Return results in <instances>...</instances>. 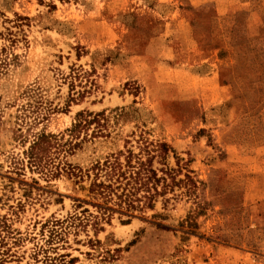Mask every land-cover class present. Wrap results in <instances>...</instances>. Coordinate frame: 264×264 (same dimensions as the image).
<instances>
[{
    "label": "rangeland",
    "instance_id": "1",
    "mask_svg": "<svg viewBox=\"0 0 264 264\" xmlns=\"http://www.w3.org/2000/svg\"><path fill=\"white\" fill-rule=\"evenodd\" d=\"M129 150L174 186L131 214ZM0 264H264V0H0Z\"/></svg>",
    "mask_w": 264,
    "mask_h": 264
},
{
    "label": "trees",
    "instance_id": "2",
    "mask_svg": "<svg viewBox=\"0 0 264 264\" xmlns=\"http://www.w3.org/2000/svg\"><path fill=\"white\" fill-rule=\"evenodd\" d=\"M99 114L87 112L84 115L83 112H78V117H84L80 118L74 127L86 121V115H93L95 118ZM33 136L32 143L25 153L31 164L39 166L43 161V153L54 144L53 139L59 140L52 134L37 133ZM160 146L163 151L168 148L165 143H161ZM150 157L152 156H149V160L145 161L140 155H135L129 150L124 163L118 157L112 161L107 159L103 163H96L92 167L94 177L91 191L96 190L104 194L108 202L114 199L115 204L123 213L131 214L144 207H153L156 197L165 195L174 186L167 182V178L157 176L156 169L151 165ZM187 181L193 182L191 177ZM160 182H162L161 190H158ZM169 199V197L165 198V201Z\"/></svg>",
    "mask_w": 264,
    "mask_h": 264
}]
</instances>
